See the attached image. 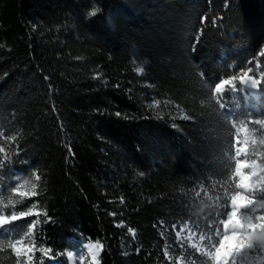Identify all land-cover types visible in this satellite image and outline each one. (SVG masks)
I'll use <instances>...</instances> for the list:
<instances>
[{
    "label": "trees",
    "instance_id": "16d2710c",
    "mask_svg": "<svg viewBox=\"0 0 264 264\" xmlns=\"http://www.w3.org/2000/svg\"><path fill=\"white\" fill-rule=\"evenodd\" d=\"M261 47L264 0H0V211L33 209L0 229V264H70L87 240L99 264H211L176 230L215 242L231 141L264 119V81L225 91L224 109L209 88L264 72ZM21 238L31 261L7 248Z\"/></svg>",
    "mask_w": 264,
    "mask_h": 264
},
{
    "label": "snow or ice",
    "instance_id": "6c2138e0",
    "mask_svg": "<svg viewBox=\"0 0 264 264\" xmlns=\"http://www.w3.org/2000/svg\"><path fill=\"white\" fill-rule=\"evenodd\" d=\"M99 11L97 8H92L87 13V16H95ZM206 19V16L201 17V23ZM212 23L215 25V18ZM202 31L203 29H201V34ZM199 39V35L194 37L192 51H195V45L199 43ZM257 55L264 57V47L259 49ZM256 59L257 57L253 56L252 60L248 61V64H252V61ZM255 67L259 68L258 62ZM136 71L137 73H143L144 68L138 67ZM250 73H253V67H241L238 75L220 78L218 82H214L210 86V94L217 101L219 109L225 108V103L220 102L223 99L221 94L225 93V91L234 94L237 91V81L242 86H247L251 89L261 86V82L264 81V72H259V78H257L256 74L250 75ZM199 75L201 79H204L203 73ZM153 103L158 106L160 101L156 100ZM117 115L119 116L120 114L117 113ZM248 123L259 125L261 129H264V119L249 120ZM244 127L247 129L246 124ZM8 139L15 141L16 136L8 137ZM253 144H255V141H253ZM231 148V158L234 167L230 173V180L234 182V188L230 196L225 193L224 201L221 204L224 212L219 215L223 216V219L217 218L214 226L208 225L210 231L214 233L215 242H211L213 240L212 236L205 237L202 235L200 237L201 240L207 239L210 242L205 254L210 258L211 264H244L253 253H264V199H253L256 191L264 192V187L257 188L258 184H264V163L260 162V154L257 152H253L256 158H250L247 137H245L242 143L239 136L235 137L231 141ZM3 151L4 149L0 147V152ZM139 175L143 176L144 174L141 172ZM36 179H40L39 175L36 176ZM13 191L20 197H35L37 195L36 191H21L19 187L13 189ZM196 195L199 196L200 193L197 192ZM32 215V208H29L27 211H21L18 214L13 211L10 215L0 211V229H5L6 226L13 224V222ZM48 219L50 220L51 218L48 217ZM35 226L36 221H32L29 225V231L34 229ZM175 227L173 225V228ZM128 231L135 235L134 229L129 228ZM177 237H179V233H177ZM3 246V242L0 241V247ZM34 247V244L31 246L24 244L23 238L7 244V248H10L17 258L26 255L28 261H31L32 257L27 254L32 253ZM102 247L103 245L99 242L87 246V251L92 254V260L95 264H99L96 256ZM40 251L47 256L51 252V249L41 248ZM17 264H19V259H17Z\"/></svg>",
    "mask_w": 264,
    "mask_h": 264
},
{
    "label": "rangeland",
    "instance_id": "374dc122",
    "mask_svg": "<svg viewBox=\"0 0 264 264\" xmlns=\"http://www.w3.org/2000/svg\"><path fill=\"white\" fill-rule=\"evenodd\" d=\"M138 67H143L142 63L138 64L136 66V69ZM259 72L260 70L257 68H253V73L251 74H256L257 78H259ZM237 81L236 83H238ZM244 90V88H241ZM246 91V90H245ZM255 96V95H254ZM250 120H257L255 118H251ZM247 129H245L244 126H238L237 127V133L240 136V141L241 143L244 141L245 137H247L248 140V151H249V156L250 158H256L253 155V152H257L260 154V158H264V129H261V126L251 124L247 122ZM253 141H255V144H253ZM261 162V160H260ZM264 187V184H258L257 188ZM24 188V187H23ZM23 191V189H20ZM247 194V193H246ZM254 200H261L264 199V192L261 191H256L255 194L253 195ZM177 233H179L178 239L182 243H186V245H189L191 247H194L197 249L198 252H203L205 253L208 245H205V243H202L203 241H199L197 239L196 233L191 230V228L184 226L181 229L176 230V236ZM98 241H93V240H87L84 245L82 246L81 249L78 251L70 252L71 255H69V260L71 261L72 264H95V262L92 260V254L87 251V246L92 243H96ZM100 243V242H99ZM101 244V243H100ZM199 249V250H198ZM102 250V249H101ZM100 250V251H101ZM99 251V253H100ZM98 253V255H99ZM262 259L264 260V253ZM98 255L96 256V260L98 261ZM261 257L259 256L258 252L253 253L250 258L244 262V264H261ZM178 264H185L182 260L178 261Z\"/></svg>",
    "mask_w": 264,
    "mask_h": 264
},
{
    "label": "water",
    "instance_id": "95a60500",
    "mask_svg": "<svg viewBox=\"0 0 264 264\" xmlns=\"http://www.w3.org/2000/svg\"><path fill=\"white\" fill-rule=\"evenodd\" d=\"M244 87V89L246 90V91H248V92H250V93H260L261 92V86L260 87H258V88H256V89H251V88H249V87H247V86H243Z\"/></svg>",
    "mask_w": 264,
    "mask_h": 264
},
{
    "label": "bare ground",
    "instance_id": "6f19581e",
    "mask_svg": "<svg viewBox=\"0 0 264 264\" xmlns=\"http://www.w3.org/2000/svg\"><path fill=\"white\" fill-rule=\"evenodd\" d=\"M247 92H248V91H247ZM258 94H260V93H258ZM258 96H259V95H258ZM239 126H240V125H239ZM237 127H238V126H236V130H237ZM70 252H72V251H67V255H68V257H69ZM70 264H72L71 261H70Z\"/></svg>",
    "mask_w": 264,
    "mask_h": 264
},
{
    "label": "clouds",
    "instance_id": "9594fccd",
    "mask_svg": "<svg viewBox=\"0 0 264 264\" xmlns=\"http://www.w3.org/2000/svg\"><path fill=\"white\" fill-rule=\"evenodd\" d=\"M88 17H92L91 15H88Z\"/></svg>",
    "mask_w": 264,
    "mask_h": 264
}]
</instances>
